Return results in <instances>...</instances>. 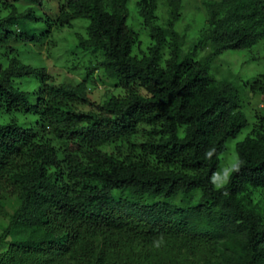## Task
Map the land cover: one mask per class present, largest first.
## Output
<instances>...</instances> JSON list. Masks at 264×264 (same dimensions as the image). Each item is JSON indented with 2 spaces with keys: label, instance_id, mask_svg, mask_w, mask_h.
Here are the masks:
<instances>
[{
  "label": "trees",
  "instance_id": "trees-1",
  "mask_svg": "<svg viewBox=\"0 0 264 264\" xmlns=\"http://www.w3.org/2000/svg\"><path fill=\"white\" fill-rule=\"evenodd\" d=\"M131 1L0 0V264H264V0Z\"/></svg>",
  "mask_w": 264,
  "mask_h": 264
},
{
  "label": "rangeland",
  "instance_id": "rangeland-1",
  "mask_svg": "<svg viewBox=\"0 0 264 264\" xmlns=\"http://www.w3.org/2000/svg\"><path fill=\"white\" fill-rule=\"evenodd\" d=\"M136 0H132L131 2H135ZM43 2L45 3V10L46 9H51V10H56L58 8V4L60 2V0H43ZM133 7L134 5L131 4L130 8L131 10H133ZM49 11V10H48ZM66 32V31H64ZM60 40V38H59ZM61 41V40H60ZM48 59V58H47ZM237 64H239L237 62ZM47 65L50 69V72L51 73H54V74H57V73H60V76H64L65 75V71L63 69H59V65L58 64H54L53 63V59H48L47 60ZM238 69V68H237ZM96 76H98V81L96 82V84L94 86L91 87V91L93 93V98L95 100H97L98 102L102 103L104 99H106L105 97H107L106 95V90H105V86L104 84L100 81V76H101V73H97ZM263 106V103L260 99V97H257L255 99H253L251 101V106H250V109L252 110L253 113L255 114H262L263 111L262 109L264 110V107L261 109V107ZM82 108V107H80ZM86 109H91L89 107H87ZM242 139V136L238 137L237 139L235 140H232L229 144L230 146V151L232 154L235 153V144H236V141H239ZM228 170V169H227ZM199 198V194L196 195V200ZM177 207H180V208H187V207H190L192 206V202L190 201H187L185 200L184 198L182 197H177L175 199V203H174ZM212 263L211 264H225L224 260L222 259V257H219L220 256V252H215V251H212Z\"/></svg>",
  "mask_w": 264,
  "mask_h": 264
}]
</instances>
